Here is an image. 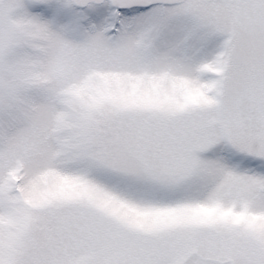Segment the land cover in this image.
Instances as JSON below:
<instances>
[{"label":"rangeland","instance_id":"1","mask_svg":"<svg viewBox=\"0 0 264 264\" xmlns=\"http://www.w3.org/2000/svg\"><path fill=\"white\" fill-rule=\"evenodd\" d=\"M261 30L264 0H0V264H264L229 124Z\"/></svg>","mask_w":264,"mask_h":264},{"label":"flooded vegetation","instance_id":"2","mask_svg":"<svg viewBox=\"0 0 264 264\" xmlns=\"http://www.w3.org/2000/svg\"><path fill=\"white\" fill-rule=\"evenodd\" d=\"M256 33L252 35L253 39L251 41L256 42L257 47H260L261 51H264V30ZM236 47L240 50L232 54V51ZM240 47L237 44L230 46L231 61L235 65L245 64L246 52ZM261 57V59H264V52L261 54ZM249 76L250 72L247 70L235 82V86L233 87L234 93H232V100L230 101V107L233 109V113L231 114L229 124L238 130L243 142L249 144L250 147L254 146L256 149H259L261 144L264 145V88L255 85L252 79L250 81ZM245 103L249 106L247 111L252 116L251 122L256 124L254 126H246V119L241 116V107L243 105L245 106Z\"/></svg>","mask_w":264,"mask_h":264},{"label":"water","instance_id":"3","mask_svg":"<svg viewBox=\"0 0 264 264\" xmlns=\"http://www.w3.org/2000/svg\"><path fill=\"white\" fill-rule=\"evenodd\" d=\"M236 51H234L235 54ZM246 105L241 107V116L246 119V126H254L256 125L255 123L251 122L252 116L249 115V111H247L249 109V106L247 103H245ZM252 151H256V148L254 146L251 147Z\"/></svg>","mask_w":264,"mask_h":264}]
</instances>
